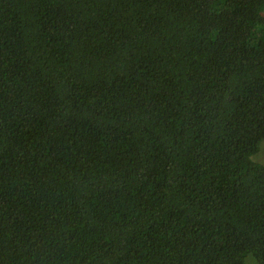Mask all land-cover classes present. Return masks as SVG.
Returning a JSON list of instances; mask_svg holds the SVG:
<instances>
[{
  "label": "trees",
  "instance_id": "16d2710c",
  "mask_svg": "<svg viewBox=\"0 0 264 264\" xmlns=\"http://www.w3.org/2000/svg\"><path fill=\"white\" fill-rule=\"evenodd\" d=\"M264 0H0V264H264Z\"/></svg>",
  "mask_w": 264,
  "mask_h": 264
},
{
  "label": "rangeland",
  "instance_id": "374dc122",
  "mask_svg": "<svg viewBox=\"0 0 264 264\" xmlns=\"http://www.w3.org/2000/svg\"><path fill=\"white\" fill-rule=\"evenodd\" d=\"M254 160L264 165V142L261 145L260 152L254 157ZM245 264H258V263L252 255H249L245 260Z\"/></svg>",
  "mask_w": 264,
  "mask_h": 264
}]
</instances>
